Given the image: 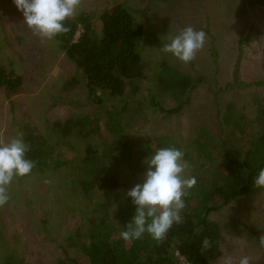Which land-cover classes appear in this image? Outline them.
<instances>
[{
    "label": "rangeland",
    "instance_id": "374dc122",
    "mask_svg": "<svg viewBox=\"0 0 264 264\" xmlns=\"http://www.w3.org/2000/svg\"><path fill=\"white\" fill-rule=\"evenodd\" d=\"M117 3L129 7L137 24L143 27L139 49L150 80L164 61L203 77L181 115L149 107L150 90H155L149 79L142 81L136 94L129 84L124 99L108 101L123 105L126 101L131 108L143 106L125 113V138L133 140L137 147H152L154 137L160 136L186 143L184 140L197 135L199 124L217 132L230 102L239 111L254 114L255 99L264 96V6H250L245 0H80L75 16L83 11L100 14ZM96 25L100 35L102 22L97 20ZM189 25L203 29L207 36L204 48L186 64L161 49L168 37ZM254 25L261 31L259 41L248 46L242 40ZM0 64L24 78L23 88L15 95L0 88V140L15 137L22 120L47 133L53 120L93 113L96 105L83 82L70 92L64 89L65 83L79 72L76 63L56 38L46 41L34 35L13 0H0ZM163 101L169 107L175 104L171 99ZM85 142L73 137L71 146L64 144L59 152L62 157H73L85 149ZM117 170L121 179L131 181L133 186L142 182L143 172L132 176L124 165ZM190 170L191 167L186 170L188 175ZM8 191L10 200L0 206V262L7 254L16 253L30 264H58L72 255L78 257L76 264H89L77 246L70 245V234L76 228L85 231L90 225L114 217L101 195L89 199L81 188H73L68 170L50 169L15 178ZM211 217L220 225L222 234V255L214 264H223L224 256H232L234 264H238L243 255L250 257L251 264H264V246L259 243L264 235V192L244 196Z\"/></svg>",
    "mask_w": 264,
    "mask_h": 264
},
{
    "label": "trees",
    "instance_id": "16d2710c",
    "mask_svg": "<svg viewBox=\"0 0 264 264\" xmlns=\"http://www.w3.org/2000/svg\"><path fill=\"white\" fill-rule=\"evenodd\" d=\"M245 2L264 6V0ZM97 20L102 22L100 35ZM65 24L68 30L56 39L79 72L65 83L64 89L70 92L83 82L89 99L96 105L94 111L53 120L47 133L26 120L20 121L19 126L30 146L27 155L35 162L31 174L50 169L68 170L74 189L81 188L89 199L101 195L111 207L114 217L90 225L85 231L76 228L68 238L70 245H76L89 264H214L222 255V234L211 214L244 196L264 192V188L253 185L258 169L264 167V96L255 99L253 115L228 103L217 132L199 124L197 135L184 140L186 143L160 136L154 137L152 147L148 144L137 147L133 140L125 138L127 119L124 117L126 112H136L143 106L131 108L126 101L124 105L108 101L124 99L129 84L136 94L142 81L149 79L139 49L143 27L123 3L100 14L83 11ZM260 33L257 26L250 27L242 42L253 46L259 41ZM153 78L149 79L155 84V90H150L149 107L169 115H181L191 103L192 92L203 81L202 76L183 72L165 61ZM23 86L22 75L0 64V88L11 96ZM163 99L173 100L174 106H167ZM98 136L104 139L99 140ZM73 137L85 140V149L73 157H62L59 149L64 144L71 146ZM169 146L184 152L191 167L190 176L197 180L184 197L182 222L174 224L162 241H155L145 233L140 239L126 242L119 233L135 213L131 198L126 197V191L133 185L131 181H123L117 169L124 165L132 176L144 173L145 158L155 149ZM205 238L210 241L207 249L202 246ZM77 261L78 257L72 255L58 264ZM0 264L30 263L16 253H9Z\"/></svg>",
    "mask_w": 264,
    "mask_h": 264
},
{
    "label": "clouds",
    "instance_id": "9594fccd",
    "mask_svg": "<svg viewBox=\"0 0 264 264\" xmlns=\"http://www.w3.org/2000/svg\"><path fill=\"white\" fill-rule=\"evenodd\" d=\"M13 3L34 35L54 41L68 30L65 21L75 16L80 0H13ZM206 36L203 29L189 25L168 37L161 50L187 64L204 48ZM29 151L22 132L11 140H0V206L10 200L8 187L13 180L30 175L35 167V162L27 155ZM184 156L181 149L169 146L157 148L145 158L142 182L126 191L135 213L119 233L122 240L140 239L147 233L159 242L174 224L182 222L184 197L197 183L194 176L186 173L190 165ZM253 185L264 188V167L258 169ZM259 243L264 246V235L260 236ZM202 246L210 247L208 238L203 240ZM223 264H234L233 257L224 256ZM238 264H251L250 257L241 256Z\"/></svg>",
    "mask_w": 264,
    "mask_h": 264
}]
</instances>
